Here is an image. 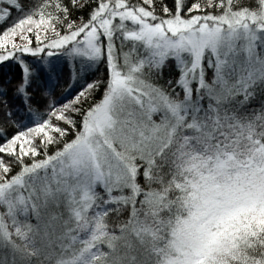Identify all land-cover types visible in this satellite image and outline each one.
<instances>
[{
    "label": "snow or ice",
    "instance_id": "6c2138e0",
    "mask_svg": "<svg viewBox=\"0 0 264 264\" xmlns=\"http://www.w3.org/2000/svg\"><path fill=\"white\" fill-rule=\"evenodd\" d=\"M0 264H264V0H0Z\"/></svg>",
    "mask_w": 264,
    "mask_h": 264
}]
</instances>
